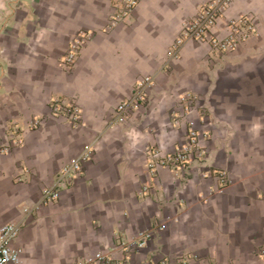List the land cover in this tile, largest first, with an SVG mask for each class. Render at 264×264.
<instances>
[{
  "label": "crops",
  "instance_id": "0c3cea01",
  "mask_svg": "<svg viewBox=\"0 0 264 264\" xmlns=\"http://www.w3.org/2000/svg\"><path fill=\"white\" fill-rule=\"evenodd\" d=\"M210 1L140 0L112 25L122 0H0V229L24 219L10 242L19 264H75L98 252L123 258L119 240L157 224L163 229L131 264L154 253L176 261L193 254L189 264H264V0H231L214 22L219 38L240 14L258 28L224 63L195 40L167 61L183 23ZM80 30L92 35L66 67L61 59ZM147 75L155 76L147 104L109 127ZM187 93L206 107L185 113ZM55 100L77 104L85 123L54 115ZM190 123L206 160L153 175L146 149L174 151ZM16 134L24 143L2 152ZM89 146L84 174L39 204ZM218 171L232 178L223 188Z\"/></svg>",
  "mask_w": 264,
  "mask_h": 264
},
{
  "label": "built area",
  "instance_id": "2783aa9c",
  "mask_svg": "<svg viewBox=\"0 0 264 264\" xmlns=\"http://www.w3.org/2000/svg\"><path fill=\"white\" fill-rule=\"evenodd\" d=\"M140 2V0H122L123 9L121 12L112 16V25L124 20L131 10ZM231 0H211L203 4L198 12L188 18L182 26L181 32L171 45L168 52L167 61L180 55L182 48L189 41L195 40L208 43L211 49L218 56V62L224 63L230 53L245 41H248L258 32L254 18L249 14H240L227 20L229 32L219 38L212 32V27L217 18L225 16V11L229 8ZM91 32L80 30L71 41L69 49L61 61L66 67L72 66L78 58L81 49L91 37ZM155 81L154 75H147L138 80L134 85V91L131 96L119 102L114 110L112 121L109 127L120 124L124 119L129 118L133 111L147 104L149 91ZM182 105L185 113L191 112L202 105L195 94L187 93L182 96ZM52 113L56 116L63 115L66 121L73 126H80L85 123L83 110L75 103H66L61 100H55L52 104ZM177 121V120H176ZM42 123L41 119H35L33 126ZM201 132L196 130L192 123L188 127V141L176 146L174 151L162 152L158 147L150 146L146 149L149 156L148 165L150 172L154 175L159 167H168L174 171H184L195 164H202L206 160L207 151L200 144ZM24 143V138L16 134L10 144L2 148V152H10ZM93 153V147H87L79 156L67 162L58 172L53 186L47 187L43 191L42 199L39 204H50L56 201L60 196V191L65 182L70 178L84 174L83 162L90 158ZM217 177L221 181L220 188L231 182V176L226 171H218ZM24 224V219L18 222H11L0 229V264H19L20 252L12 248L10 242L15 239ZM163 229L161 224L154 225L149 230H141L137 236L128 241L119 240L117 248L124 252L123 258H116L112 254L98 252L94 256L85 258L75 264H131L135 253L147 246L148 240L157 232ZM194 257L193 254H185L179 260H174L167 254H151L141 264H189Z\"/></svg>",
  "mask_w": 264,
  "mask_h": 264
}]
</instances>
